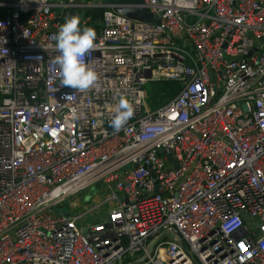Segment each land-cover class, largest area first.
Instances as JSON below:
<instances>
[{
  "label": "built area",
  "instance_id": "1",
  "mask_svg": "<svg viewBox=\"0 0 264 264\" xmlns=\"http://www.w3.org/2000/svg\"><path fill=\"white\" fill-rule=\"evenodd\" d=\"M142 3L157 22L0 1V264H123L165 230L177 241L139 264H264V0ZM91 8L98 79L79 93L53 35L70 9L89 27ZM162 80L177 92L149 105L144 85ZM121 97L134 115L114 132ZM97 183L98 203L63 204Z\"/></svg>",
  "mask_w": 264,
  "mask_h": 264
},
{
  "label": "clouds",
  "instance_id": "2",
  "mask_svg": "<svg viewBox=\"0 0 264 264\" xmlns=\"http://www.w3.org/2000/svg\"><path fill=\"white\" fill-rule=\"evenodd\" d=\"M23 2V0H22ZM40 5V0H36ZM55 50L58 53L54 62L61 71V84L79 93L90 91L97 82V74L84 62V58L96 50V33L90 27H81L77 16L66 18L53 35ZM110 120L114 132L121 131L134 115L130 103L123 97L118 99Z\"/></svg>",
  "mask_w": 264,
  "mask_h": 264
},
{
  "label": "water",
  "instance_id": "3",
  "mask_svg": "<svg viewBox=\"0 0 264 264\" xmlns=\"http://www.w3.org/2000/svg\"><path fill=\"white\" fill-rule=\"evenodd\" d=\"M1 1V0H0ZM108 6L113 12L122 15L128 19L136 20L144 23L157 22L156 16L151 14L148 9L143 5L142 0H86ZM51 211L55 214L60 213L59 208H52ZM162 235H167L173 241H177L175 233L169 230H165L158 234L156 237L150 239L145 246V253L141 257L127 262L126 264H139L142 263L146 256L151 253L152 246L154 245L157 238Z\"/></svg>",
  "mask_w": 264,
  "mask_h": 264
},
{
  "label": "rangeland",
  "instance_id": "4",
  "mask_svg": "<svg viewBox=\"0 0 264 264\" xmlns=\"http://www.w3.org/2000/svg\"><path fill=\"white\" fill-rule=\"evenodd\" d=\"M0 10L3 12L4 8L0 7ZM144 90L146 93V101L150 105V94H151V87L150 83H147L144 85ZM109 190L106 188H101L100 184H92L89 187H86L84 189H81L80 191L69 195L66 197V200L63 202V204L68 205L70 212L73 213H79L85 210L87 207L94 203H98L101 198H103L105 195L109 194ZM71 204H74V206H71ZM101 212L98 210V213ZM102 216V213L99 214ZM87 217H84V220L87 222ZM131 258L129 256L122 259V263H126L127 261H130Z\"/></svg>",
  "mask_w": 264,
  "mask_h": 264
},
{
  "label": "trees",
  "instance_id": "5",
  "mask_svg": "<svg viewBox=\"0 0 264 264\" xmlns=\"http://www.w3.org/2000/svg\"><path fill=\"white\" fill-rule=\"evenodd\" d=\"M80 13V10L78 9H70L69 11V17L75 16L76 14ZM4 12L0 13V17H2ZM84 15H89L90 21L87 25H89L90 28L95 30L97 27V23L101 17V9L99 8H91L88 10H85L83 12ZM66 20V19H65ZM151 87V94H150V105L154 104H161L164 101L168 100L172 96L175 95V93L178 90L179 84L176 81L171 80H162V81H155L150 84Z\"/></svg>",
  "mask_w": 264,
  "mask_h": 264
},
{
  "label": "crops",
  "instance_id": "6",
  "mask_svg": "<svg viewBox=\"0 0 264 264\" xmlns=\"http://www.w3.org/2000/svg\"><path fill=\"white\" fill-rule=\"evenodd\" d=\"M2 11L0 10V13H1Z\"/></svg>",
  "mask_w": 264,
  "mask_h": 264
}]
</instances>
